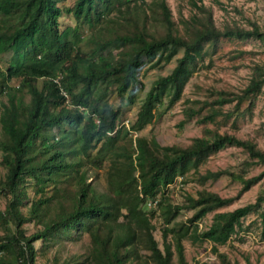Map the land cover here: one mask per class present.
<instances>
[{
	"label": "trees",
	"instance_id": "obj_1",
	"mask_svg": "<svg viewBox=\"0 0 264 264\" xmlns=\"http://www.w3.org/2000/svg\"><path fill=\"white\" fill-rule=\"evenodd\" d=\"M189 1L200 16L182 21L181 29L172 21L165 0H74L65 12L75 25L59 29L63 9L57 0H0V15L7 19L0 24V54L14 52L6 69L0 68V97H6L0 106L4 170L0 176L4 200L0 264H34V242L45 241L50 234H71L73 239L87 236L86 249L68 261L77 264H186L184 239L212 243L216 261L200 264H236L215 244H225L250 212L258 215L264 234V192L251 203L215 212L205 229H198L196 223L264 177V151L252 140L209 129L184 146H160L138 135L131 138V133L152 121L160 97L166 95L167 104L179 99L205 44L221 38H253L264 46V25L249 22L244 28L232 23L218 28L210 11ZM147 12L159 21L160 31L149 27ZM81 23L90 33L84 39L85 49ZM172 59L170 71L146 90L133 122L114 129V111L104 101L108 92L113 88L121 97L137 83L144 64L159 68ZM249 69L247 82L237 92L220 90L207 112H202L206 103L201 102L187 107L185 118L200 115L199 122H212L222 115L227 119L240 113L244 100H249L244 110L250 112L264 85V62H252ZM6 74L18 77L16 87L7 89ZM224 104H231V109L223 113L219 108ZM124 139L128 145L121 143ZM226 146L239 147L247 155L245 167L262 165V169L248 177L242 171L206 170L196 175L200 183L225 175L239 182V190L234 196L221 197L201 189L187 194L180 205L168 201L167 188L176 178L197 172L210 154ZM92 150L95 157H109L103 191L86 181L84 166ZM32 185L28 198L26 190ZM146 202L148 208L163 207L162 248L153 238ZM183 209L192 210L191 215L175 221ZM29 221L38 228L25 233L22 225Z\"/></svg>",
	"mask_w": 264,
	"mask_h": 264
},
{
	"label": "rangeland",
	"instance_id": "obj_2",
	"mask_svg": "<svg viewBox=\"0 0 264 264\" xmlns=\"http://www.w3.org/2000/svg\"><path fill=\"white\" fill-rule=\"evenodd\" d=\"M74 0H57V6L62 10L58 20V28L73 27L75 21L70 14L65 12V8L70 7ZM150 1V0H147ZM172 21L181 29L182 21L191 15L200 16V12L190 3L189 0H165ZM197 5H203L210 11L212 20L216 27L221 28L225 24H238L248 28L249 22H255L259 26L264 25V0H195ZM149 27L161 30L157 19L152 18V14L147 12ZM7 19L0 15V24ZM80 35L83 37V49L88 47L84 42L89 36V30L85 24H80ZM241 51V52H240ZM179 51L176 56H179ZM14 52L7 51L0 54V68L5 70L12 62ZM252 62H264V46L256 39L235 40L221 38L214 44H205L204 53L196 61L193 72L183 87L178 100L172 104H167V96L163 95L155 103L154 118L137 133H131V138L136 135L145 137L147 140H154L158 145H187L194 137L204 135L205 130H217L219 133L233 134L242 139L252 140L257 147L264 151V85L260 93L255 96L250 112L245 111L249 100H244L240 106V113L231 114L227 119L218 115L212 122H199L200 115L185 118L187 107H197L201 102H205L203 113L208 111V103L212 101L220 90L237 92L247 82ZM174 59L167 64L149 69L147 64L140 67L137 73V83L131 90L121 97L113 93V88L108 92L104 101L111 105L114 111L113 128L128 126L133 122L135 114L143 99V96L159 75L167 74L174 65ZM59 71V69H57ZM59 76V73H57ZM5 83L7 89L16 87L17 76L6 74ZM27 99L28 95L25 94ZM6 101L5 96L0 97V106ZM231 109V104L222 105L219 110L223 113ZM55 131V130H54ZM121 143L128 145L126 139ZM95 150L89 153L86 158V181L91 183L98 191L105 189V171L109 162L108 156L95 157ZM248 160L247 155L239 147L226 146L215 153L210 154L201 163L197 172H188L182 179L176 178L167 188L166 196L169 202L174 204L184 203L185 196L194 195L197 190L205 189L220 195L221 197L234 196L240 188L238 181L231 180L228 176H220L216 180H207L200 183L196 180L198 173L206 170L229 169L231 171H242L244 176L257 174L262 165H251L245 167L243 161ZM4 170L0 165V176ZM32 187H27V197L33 194ZM49 187L47 194L50 193ZM264 192V177L257 183L251 185L243 191L235 200L226 206L217 208L207 213L196 221L198 229H205L211 222L215 212L228 211L233 208L243 206L255 200L256 196ZM25 199L23 202H26ZM4 200L0 198V208L3 207ZM147 212H151V222L154 225L153 238L157 241L159 248H162L161 237V214L163 207H146ZM192 213V210L183 209L176 216L175 221H184ZM25 233H30L38 227L32 222L22 225ZM73 235L50 234L45 241L34 242L36 249L34 264H77L68 262L70 256L83 252L88 246V238L82 235L77 239ZM170 241V236L166 237ZM183 254L186 264H200L202 262L216 261V256L212 252V243L208 241H198L191 243L189 240H182ZM219 252L227 255L232 263L236 264H264V234L261 223L256 213L247 214L235 232L223 245L215 244ZM173 248V246H172ZM176 259L175 255L173 260Z\"/></svg>",
	"mask_w": 264,
	"mask_h": 264
},
{
	"label": "built area",
	"instance_id": "obj_3",
	"mask_svg": "<svg viewBox=\"0 0 264 264\" xmlns=\"http://www.w3.org/2000/svg\"><path fill=\"white\" fill-rule=\"evenodd\" d=\"M57 77H59V76H57ZM54 80L57 81V78H55ZM63 94H64V92H63ZM66 102H67V100H66ZM68 103H69V102H68ZM68 103H67V106L69 105ZM148 205H150V203H149V202H146V203H145V206H148Z\"/></svg>",
	"mask_w": 264,
	"mask_h": 264
},
{
	"label": "clouds",
	"instance_id": "obj_4",
	"mask_svg": "<svg viewBox=\"0 0 264 264\" xmlns=\"http://www.w3.org/2000/svg\"><path fill=\"white\" fill-rule=\"evenodd\" d=\"M68 106H69V105H68ZM77 108H78L79 110H81V111L84 110V108H83V107H80V106H77Z\"/></svg>",
	"mask_w": 264,
	"mask_h": 264
}]
</instances>
